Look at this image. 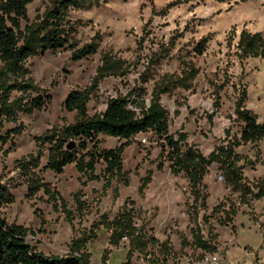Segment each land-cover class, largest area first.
Masks as SVG:
<instances>
[{
    "label": "rangeland",
    "instance_id": "374dc122",
    "mask_svg": "<svg viewBox=\"0 0 264 264\" xmlns=\"http://www.w3.org/2000/svg\"><path fill=\"white\" fill-rule=\"evenodd\" d=\"M47 5L48 0L28 5L29 19L42 14ZM72 17L80 24L78 46L97 36L98 48L95 54L77 61L71 59V51L47 52L26 60L31 80L50 101L42 111L20 115L17 124L24 125V132L7 144L0 142V175L13 197L1 208L2 216L8 223L28 228L26 242L44 255H66L72 238L94 230L97 237L86 247L90 264H123L128 242L122 241L117 248L109 246V233L100 222L112 220L124 205L129 208L133 203L136 226L159 243L166 241L169 253L162 259L158 247H150V256L133 252L131 264H152L157 258L162 259L158 264H203L211 254L189 246L191 229H199L204 239L210 230L217 234L214 255L220 264H264V199L241 197L213 164L200 188L204 203L194 201L184 175L171 173L163 141L151 133L136 136L122 153L125 173L121 178L127 184L112 180L102 189L101 180L87 181L73 165L59 175L38 172L46 164L44 151L36 172L57 199L42 190L27 197L26 184L16 169L17 160L36 155L34 137L73 123L75 113L64 108L65 99L72 90L91 87L104 54L120 61L121 71L98 80L86 105L88 116L102 112L109 99L129 93L131 99L133 94L142 95L148 105L156 85H165L167 78L177 81L193 68L195 76L173 82L169 92L160 95V105L168 114L169 135H186V143L205 157L218 146L238 140L242 124L236 119L235 104L243 88L245 108L259 123L264 121V61L241 60L235 48L242 30L264 37V0H99L97 6L74 12ZM202 38L208 40L206 48L196 56L193 48ZM14 126L3 122L0 136ZM98 139L99 147L105 149L123 142L103 135ZM234 150L236 167L247 184L264 179V138ZM103 169L99 163L95 174ZM218 173H222L221 181L216 178ZM146 177L149 182L140 192ZM217 205L235 211L230 225H218L223 214L212 213ZM104 251L108 255L102 260Z\"/></svg>",
    "mask_w": 264,
    "mask_h": 264
},
{
    "label": "trees",
    "instance_id": "16d2710c",
    "mask_svg": "<svg viewBox=\"0 0 264 264\" xmlns=\"http://www.w3.org/2000/svg\"><path fill=\"white\" fill-rule=\"evenodd\" d=\"M35 0H0V126L3 122L15 126L0 136V142L7 144L13 138L20 136L24 125L18 122L20 115L29 116L34 112L44 110L50 97L40 91L30 78V72L25 66L26 60L47 52L56 54L71 51L73 61L85 59L96 53L99 42L95 36L89 44L78 46L76 35L80 27L79 21L72 17L77 11L97 6L99 0H48V5L42 14L29 19L27 6ZM231 2L233 0H216ZM207 39H200L194 46L196 56L203 54ZM237 56L244 60L259 58L264 61V37L261 33H251L242 30L235 46ZM102 64L98 67L96 77L91 87L85 90H72L68 93L64 108L75 113L73 123L53 127L41 136L34 137L37 146L36 155H29L16 162V169L27 187V197L34 196L42 190L51 199H57L48 183L43 182L36 172L40 159L46 151V164L38 171H50L62 174L65 167L73 165L76 171L86 176L87 181H102V189L109 187L112 180H123L122 153L132 140L140 135L151 133L163 141V152L172 174H183L191 188L194 201L204 203L200 188L209 167L216 164L223 172L225 182L241 197L249 196L251 201L264 199V179H258L253 185L245 182L242 172L236 167L237 154L235 148L247 143H255L264 138V121L259 123L256 115L246 109L247 98L243 88L235 104L236 119L242 124L239 139L227 145L218 146L207 157L195 147L186 143V135L179 134L177 138L168 133V114L160 105V95L169 92L173 82H184L187 77L195 76L194 69H187L183 77L177 81L167 78L165 85H156L151 93L149 104L145 105L143 96L132 94L117 96L106 102L105 109L99 114L88 116L86 105L93 90H96L98 80L121 71V62L113 60L107 54L101 57ZM193 72V73H191ZM99 135L123 140L112 149L100 148ZM166 147V150L164 149ZM102 163L104 169L95 174L96 166ZM146 177L139 188L149 182ZM252 186V187H251ZM9 186L0 175V264H90L91 254L86 247L89 241L96 239L94 230L83 232L72 238L68 244V254L64 256L44 255L26 242L30 233L28 228L8 223L2 216L1 208L13 201ZM82 209V204L77 201ZM247 201H245V204ZM124 205L112 220H102L101 226L109 233L108 245L117 248L126 238L128 250L126 262L131 264L133 252L150 256L147 250L158 247L157 253L165 259L169 251L166 241H159L147 234L142 227L135 224V210ZM212 213H222L217 220L221 227L232 223L235 211L224 210L221 205L213 208ZM208 216H203L206 221ZM70 220V217H68ZM151 230V229H149ZM192 242L189 244L202 253L215 254L217 234L212 230L204 239L199 229H191ZM187 245V243H186ZM108 251L102 254V260ZM161 259V260H162ZM160 259H153L152 264H158Z\"/></svg>",
    "mask_w": 264,
    "mask_h": 264
},
{
    "label": "built area",
    "instance_id": "2783aa9c",
    "mask_svg": "<svg viewBox=\"0 0 264 264\" xmlns=\"http://www.w3.org/2000/svg\"><path fill=\"white\" fill-rule=\"evenodd\" d=\"M144 142H145V139H144ZM216 178L219 181H221L223 179L222 173H218L216 175ZM122 241H126V238H123ZM203 264H220V263H219L218 257L213 254V255H209V256L205 257Z\"/></svg>",
    "mask_w": 264,
    "mask_h": 264
},
{
    "label": "crops",
    "instance_id": "0c3cea01",
    "mask_svg": "<svg viewBox=\"0 0 264 264\" xmlns=\"http://www.w3.org/2000/svg\"><path fill=\"white\" fill-rule=\"evenodd\" d=\"M221 260V259H220Z\"/></svg>",
    "mask_w": 264,
    "mask_h": 264
}]
</instances>
